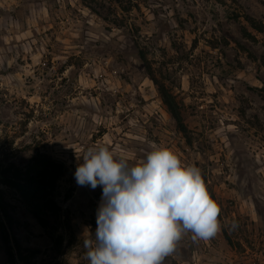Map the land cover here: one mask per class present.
I'll use <instances>...</instances> for the list:
<instances>
[{
  "label": "rangeland",
  "instance_id": "obj_1",
  "mask_svg": "<svg viewBox=\"0 0 264 264\" xmlns=\"http://www.w3.org/2000/svg\"><path fill=\"white\" fill-rule=\"evenodd\" d=\"M100 144L201 169L221 231L163 264H264V0H0V164L63 167L46 228L1 188L17 264H89L102 187L74 173Z\"/></svg>",
  "mask_w": 264,
  "mask_h": 264
},
{
  "label": "clouds",
  "instance_id": "obj_2",
  "mask_svg": "<svg viewBox=\"0 0 264 264\" xmlns=\"http://www.w3.org/2000/svg\"><path fill=\"white\" fill-rule=\"evenodd\" d=\"M77 159L76 183L102 187L95 235H83L89 264H163L185 235L207 242L221 231L201 169L171 148L152 144L131 161L100 144Z\"/></svg>",
  "mask_w": 264,
  "mask_h": 264
},
{
  "label": "trees",
  "instance_id": "obj_3",
  "mask_svg": "<svg viewBox=\"0 0 264 264\" xmlns=\"http://www.w3.org/2000/svg\"><path fill=\"white\" fill-rule=\"evenodd\" d=\"M175 118L182 128L183 123L180 117L175 115ZM62 175V164L46 155L40 156L35 165L25 172L13 165L0 164V236L9 264H17L21 250L10 236L9 230L13 220L1 188L5 187L18 192L33 216L46 228L48 224L41 215L42 212L53 211L55 184Z\"/></svg>",
  "mask_w": 264,
  "mask_h": 264
}]
</instances>
